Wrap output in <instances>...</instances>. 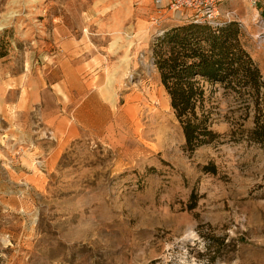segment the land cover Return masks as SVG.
<instances>
[{"label": "rangeland", "instance_id": "1", "mask_svg": "<svg viewBox=\"0 0 264 264\" xmlns=\"http://www.w3.org/2000/svg\"><path fill=\"white\" fill-rule=\"evenodd\" d=\"M156 1L0 0V264H264L253 97L216 86L187 148L152 45L192 20ZM220 10L264 83V0Z\"/></svg>", "mask_w": 264, "mask_h": 264}, {"label": "trees", "instance_id": "2", "mask_svg": "<svg viewBox=\"0 0 264 264\" xmlns=\"http://www.w3.org/2000/svg\"><path fill=\"white\" fill-rule=\"evenodd\" d=\"M240 33L236 22H189L164 32L152 45L154 63L191 151L220 143L221 135L212 130L216 86L224 94L244 96L248 91L252 95L248 108L252 106L258 115L249 134L264 141V115L259 107L264 83Z\"/></svg>", "mask_w": 264, "mask_h": 264}, {"label": "built area", "instance_id": "3", "mask_svg": "<svg viewBox=\"0 0 264 264\" xmlns=\"http://www.w3.org/2000/svg\"><path fill=\"white\" fill-rule=\"evenodd\" d=\"M230 0H157L160 8L168 7L173 12L186 13L187 18L194 23L219 24L216 20L224 16L231 22L235 16L233 12L221 14V6Z\"/></svg>", "mask_w": 264, "mask_h": 264}, {"label": "crops", "instance_id": "4", "mask_svg": "<svg viewBox=\"0 0 264 264\" xmlns=\"http://www.w3.org/2000/svg\"><path fill=\"white\" fill-rule=\"evenodd\" d=\"M175 15L178 17V16H185L187 18V15L186 13H180V12H174ZM188 19V18H187Z\"/></svg>", "mask_w": 264, "mask_h": 264}]
</instances>
